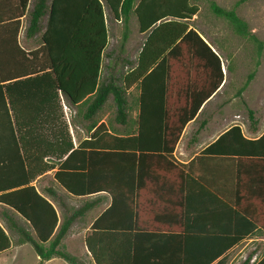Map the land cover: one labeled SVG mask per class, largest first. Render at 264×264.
<instances>
[{"label": "crops", "instance_id": "crops-1", "mask_svg": "<svg viewBox=\"0 0 264 264\" xmlns=\"http://www.w3.org/2000/svg\"><path fill=\"white\" fill-rule=\"evenodd\" d=\"M28 17L23 18L20 43L33 50L42 44L31 48L39 35L42 40V33L26 37ZM194 18L191 27L221 59V85L218 61L197 44L198 48L184 46L162 72L148 77L143 86L139 82L128 90V116L123 123L117 119L110 123L104 116L113 95L93 118L85 117L86 104L77 106L63 97L76 114L69 123L75 148L87 140L94 142L72 164L92 162L90 185L113 182L121 191L116 203L104 190L74 196L55 179L58 166L35 181L38 190L55 205L61 222L66 215L88 207L75 218L62 241V247L84 264H234L241 257L243 261L238 264H243L247 241H264L260 232L230 244L247 231L248 220L264 225V143L261 147L247 143L244 155L203 154L235 125H240L249 140L264 136V87L253 89L249 85L247 92H242L247 118L244 110L238 114L237 96L230 87V70L221 46L194 26ZM117 21L123 39L125 25L123 19ZM147 36L140 32L135 16L126 54L117 57L118 69L120 61L127 64L124 72L137 67ZM250 109L254 111V123ZM180 129L171 155L167 148H171ZM106 130L126 140L114 143L130 144V149L122 152L106 146L110 140L102 137ZM233 148L226 143L223 149ZM89 236L96 246L97 259L89 249ZM27 244L31 243L17 246L13 241L9 250L0 253V264H39L41 257L32 244L34 251L24 249ZM44 264L70 263L54 257Z\"/></svg>", "mask_w": 264, "mask_h": 264}, {"label": "trees", "instance_id": "trees-1", "mask_svg": "<svg viewBox=\"0 0 264 264\" xmlns=\"http://www.w3.org/2000/svg\"><path fill=\"white\" fill-rule=\"evenodd\" d=\"M245 1L239 0L238 5ZM30 4L31 0H0V205L17 212L29 224L30 228H26L9 217L11 226L20 234L19 244L31 243L41 257L39 264L54 257H61L70 264H84L62 247V241L75 218L84 214L88 207L66 215L61 222L55 205L38 190L35 181L58 166L55 179L74 196L104 190L116 203L121 191L116 190L113 182L96 187L90 185L92 162L72 164L94 142L87 140L75 148L63 97L77 106L86 104L85 117L93 118L113 95L116 119L123 123L128 116V90L139 82L143 86L148 77L162 72L170 58L184 46L198 48L200 44L216 58L220 69L218 86L224 79L222 63L211 46L191 27V20L200 12V6L192 0H35L29 12ZM106 6L116 19H123V51L131 36L132 15L138 19L140 32L148 34L137 67L109 80L103 79L105 51L110 41ZM210 6L217 16L230 22L237 34L256 44V68L239 90L241 95L262 65L264 41L235 9H226L216 1H210ZM25 16H29L26 37L34 38L42 33V44L33 50L20 43ZM44 19H47L46 24H43ZM250 112L254 123V111L250 109ZM182 130L171 148H167L171 155ZM102 137L110 139L106 144L109 148L125 152L131 147L130 144H116L126 140L107 130ZM226 143L236 148L224 150ZM247 143L261 147L264 136L249 140L240 125H235L203 154L244 155ZM86 168L88 172L84 171ZM248 221L247 231L230 244L264 233V225ZM87 243L97 259L96 246L90 236ZM12 246L11 235L0 222V253ZM255 254H250L243 264H250ZM254 264H264V256L257 258Z\"/></svg>", "mask_w": 264, "mask_h": 264}, {"label": "rangeland", "instance_id": "rangeland-1", "mask_svg": "<svg viewBox=\"0 0 264 264\" xmlns=\"http://www.w3.org/2000/svg\"><path fill=\"white\" fill-rule=\"evenodd\" d=\"M201 8L200 12L195 16L193 21L194 26L201 30L205 35L210 36V39L218 42L224 54L226 64L230 70V87L235 91L237 96V113L244 110L243 114L247 118V105L241 100L242 94L239 90L246 82L248 75L256 68V44L254 41L242 37L237 34L228 20L217 16L211 9L210 1H216L220 6L226 9H235L239 16L248 21L250 28L256 30V35L264 41V0H247L238 5L239 0H192ZM106 15L109 25L110 41L105 51V61L103 67V79L109 80L111 77L118 78L119 72L125 70L127 64L122 61L119 62V69L117 68V57L125 55L126 50H122L120 31L118 30V21L113 12L106 6ZM29 22V17L27 18ZM45 20H43L44 22ZM135 22V15L131 16L130 26ZM44 24V23H43ZM42 43L39 35L35 44L31 48L39 46ZM132 55L129 52V57ZM253 89L264 87V52L262 56V65L258 68L255 78L250 83ZM247 92V89L246 91ZM64 113L68 123L73 122L75 117L74 110H70L67 101L63 100ZM107 111L104 116H107L108 121L114 122L116 120L117 111L113 96L107 104ZM246 109V111H245ZM6 213V214H5ZM6 216H5V215ZM9 217H12L19 225L30 228L25 219L17 212L0 206V222L7 229L11 235L15 245L18 246L20 234L11 226ZM24 249L34 251L31 244L24 246ZM253 252L256 253L257 258L264 256V241L248 240L247 241V258ZM27 258V257H25ZM243 261V258H238L234 264ZM23 264H27L26 262ZM252 264V262H250ZM254 264V263H253Z\"/></svg>", "mask_w": 264, "mask_h": 264}, {"label": "built area", "instance_id": "built-area-1", "mask_svg": "<svg viewBox=\"0 0 264 264\" xmlns=\"http://www.w3.org/2000/svg\"><path fill=\"white\" fill-rule=\"evenodd\" d=\"M256 260H257V255L255 254V255L253 256V258L251 259L252 264L255 263Z\"/></svg>", "mask_w": 264, "mask_h": 264}]
</instances>
